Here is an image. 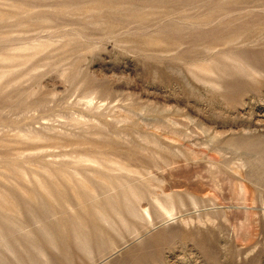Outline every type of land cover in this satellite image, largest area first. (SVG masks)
<instances>
[{"label": "rangeland", "instance_id": "rangeland-1", "mask_svg": "<svg viewBox=\"0 0 264 264\" xmlns=\"http://www.w3.org/2000/svg\"><path fill=\"white\" fill-rule=\"evenodd\" d=\"M0 264H264V0H0Z\"/></svg>", "mask_w": 264, "mask_h": 264}]
</instances>
